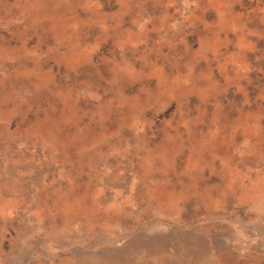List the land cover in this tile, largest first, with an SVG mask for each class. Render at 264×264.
I'll return each mask as SVG.
<instances>
[{
	"label": "rangeland",
	"instance_id": "obj_1",
	"mask_svg": "<svg viewBox=\"0 0 264 264\" xmlns=\"http://www.w3.org/2000/svg\"><path fill=\"white\" fill-rule=\"evenodd\" d=\"M263 202L264 0H0V264H195Z\"/></svg>",
	"mask_w": 264,
	"mask_h": 264
},
{
	"label": "crops",
	"instance_id": "obj_2",
	"mask_svg": "<svg viewBox=\"0 0 264 264\" xmlns=\"http://www.w3.org/2000/svg\"><path fill=\"white\" fill-rule=\"evenodd\" d=\"M261 204L263 206H259V211L264 214V202ZM243 226L245 233L225 241L220 253L207 247L204 251H184L183 255L186 259H190V263L197 257L202 259L195 264H213V261H215L214 264H264V219ZM190 239L191 242H196L197 239H204L207 242V239L202 236H191ZM216 255L222 256L220 263L216 261Z\"/></svg>",
	"mask_w": 264,
	"mask_h": 264
}]
</instances>
